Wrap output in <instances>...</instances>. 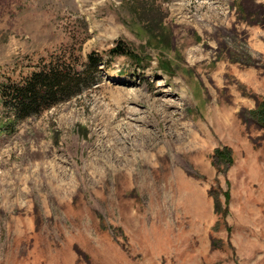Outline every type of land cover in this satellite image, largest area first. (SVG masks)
I'll list each match as a JSON object with an SVG mask.
<instances>
[{"label":"rangeland","instance_id":"374dc122","mask_svg":"<svg viewBox=\"0 0 264 264\" xmlns=\"http://www.w3.org/2000/svg\"><path fill=\"white\" fill-rule=\"evenodd\" d=\"M93 52L77 97L0 103V264H264V0H0V86Z\"/></svg>","mask_w":264,"mask_h":264},{"label":"trees","instance_id":"16d2710c","mask_svg":"<svg viewBox=\"0 0 264 264\" xmlns=\"http://www.w3.org/2000/svg\"><path fill=\"white\" fill-rule=\"evenodd\" d=\"M103 56L93 52L86 57V63L83 64L79 60L48 63L19 82L0 86V103L17 121L40 116L77 97L84 88L92 85L94 73L102 71L100 66L110 69L109 60ZM108 56L112 59L122 57L131 62H139V56L122 41L109 51ZM249 116L264 129V99L249 112ZM214 156L218 162H226V166L233 164V152L227 146L216 149ZM225 198L229 204L230 196L227 192Z\"/></svg>","mask_w":264,"mask_h":264}]
</instances>
